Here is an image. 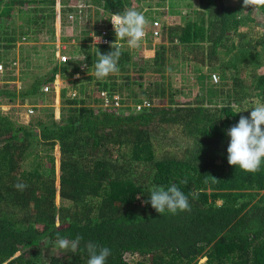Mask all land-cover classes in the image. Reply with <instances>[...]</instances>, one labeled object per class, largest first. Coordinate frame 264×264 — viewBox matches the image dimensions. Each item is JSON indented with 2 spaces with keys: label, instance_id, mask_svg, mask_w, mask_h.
I'll return each mask as SVG.
<instances>
[{
  "label": "trees",
  "instance_id": "obj_1",
  "mask_svg": "<svg viewBox=\"0 0 264 264\" xmlns=\"http://www.w3.org/2000/svg\"><path fill=\"white\" fill-rule=\"evenodd\" d=\"M79 1L83 0H61L65 12ZM86 1L91 4L89 12L98 11L101 19L88 31L91 34L108 28L112 14L140 11V6L162 7L166 2ZM196 2L194 19L187 18L184 24L163 19L157 41L149 32L156 17L146 14L149 34L141 47L131 49L126 41H117L122 52L119 72L103 80L94 75L95 63L99 52L112 51L113 32H108V45H93L91 35L79 39L80 49L71 50L66 62L48 53L40 67L50 69L39 76L30 70L31 57L22 53L27 85L0 84L1 104L4 99L21 105L28 100L39 103L42 96L46 101L52 90L45 93L44 87L53 85L58 75L80 72L84 63L92 67L93 75L87 79L93 87L87 100H78L66 94V83L59 120L45 106L46 116L21 124L0 108V264H87L89 242L111 250L106 264H264V162L254 174L229 165L226 134L241 115L250 116L249 110L237 113L246 109L247 100L253 98L250 108L264 103V8L244 9L243 0ZM56 3L0 1V63L5 73L16 68V58L11 65L5 51L19 46L29 52L39 35L56 33ZM194 4L192 0L189 6ZM19 15L23 21L16 24ZM241 28L253 30L246 41ZM147 48L149 53L143 56ZM171 56L188 63L190 72L197 71L202 85L217 73L205 75L206 68L220 70L222 79L230 70L239 76L250 65L252 86L234 74V84L212 82L207 99L179 102L172 87L167 92L156 80L143 92L151 104L138 110L142 99L133 92L134 84L142 85L148 73L164 76ZM126 87L135 101L130 108L124 106ZM102 91L119 95L121 106L98 105ZM39 144L48 149L59 146V168L52 155L49 161L26 163L29 150ZM18 182L28 187L19 191L14 187ZM172 184L188 195L190 212L160 215L152 208L151 190L161 186L167 190ZM57 233L69 240L81 236L77 251L52 250Z\"/></svg>",
  "mask_w": 264,
  "mask_h": 264
},
{
  "label": "rangeland",
  "instance_id": "obj_2",
  "mask_svg": "<svg viewBox=\"0 0 264 264\" xmlns=\"http://www.w3.org/2000/svg\"><path fill=\"white\" fill-rule=\"evenodd\" d=\"M155 0H153L154 3ZM192 2V0H166L164 5L162 7H142L140 6L139 12L144 13L146 18L148 19L146 14H149L153 17H156L161 21L163 19L165 20V23H175L180 22L184 24L188 19H194L195 13L194 11L198 9V2L195 0L194 6H189V3ZM142 7V8H141ZM165 9V10H164ZM57 10V9H56ZM165 12L164 18L161 17L163 11ZM100 17V14L98 11L91 10L87 16V18L84 20H81L80 22H77L76 24H69L65 18L62 19V16H60V19L57 18L56 24L57 29L60 32L61 37L64 39L62 40L67 45V52L68 55L73 53L71 50H79V39H83L85 37H88L92 35L91 33H88L89 30H93L95 26L100 25L98 20ZM16 24L18 22H22L23 19L20 18V15L16 17ZM73 23V22H71ZM241 33H243V39L246 41L245 38L246 35H250V33L253 35V30L251 28H241ZM59 34V33H57ZM36 34H33L35 36ZM241 35V34H240ZM248 37V36H247ZM250 37V36H249ZM248 37V38H249ZM37 41L33 44L30 43V46H35L34 48H30L29 52H26L22 50L21 47H15L14 49H11L10 51H5V59L8 63L12 65L13 58H16V62L13 64L16 68H13V72L11 73H0V81L5 82V78L9 81V84H5L8 86V88H17V85L21 86L20 88H23L27 85V82H25V76L27 72V66L25 65V62L20 61L21 55L24 53V56L31 57V64L32 67L30 70H34L36 72V75L44 74L43 72L48 71L50 68L47 67H40L42 65H45L46 58H48V53L54 52V44L58 41V36L55 34L52 35V33H43L39 35V38L36 39ZM156 41V40H154ZM249 41V39H248ZM58 43V42H57ZM247 43V42H246ZM123 47V45H122ZM147 49H144L142 52V55L145 56ZM169 51V50H168ZM170 53V52H169ZM36 54H39V57L35 60L32 57ZM139 54V53H138ZM46 56V58H45ZM78 58L82 56L81 53L76 55ZM140 56V55H138ZM30 61V60H29ZM173 65V66H172ZM169 66V69H167ZM40 67V68H39ZM191 67V66H190ZM190 67L187 64L180 63L179 60L176 58V56H171L168 64L166 66V73L164 76H159L156 74L148 73L147 78L141 80L142 85L138 83L134 84L133 86V92H136L137 98L140 99H148L147 96L143 93L146 88L149 86V82H155L156 80L159 81L161 84H163L167 92L172 87V90L175 93L176 99L180 102L183 100L193 99L196 97H203L206 98V96H210L208 93V90L210 89V84L212 83L210 80V77H208L206 80L204 79V83L202 85V78L198 75L197 71L190 72ZM194 67V65H192ZM82 68V67H81ZM173 68V69H172ZM205 75L209 76L210 72H219L220 70H213V69H204ZM78 73V74H77ZM75 73L73 76L67 75L66 77L62 75H58L56 79L57 86H56V95L52 93V96L49 97L48 95H44L46 98V101L44 97L42 96L39 100V103L43 104L44 106H47L48 108H52L49 111H54L55 119L59 120L62 115V106L64 103V97L62 96V90L64 85L66 86V94L70 98H75L78 100H87V93L90 88L93 87V81L87 79L88 76L93 75L92 67H88L86 63H84L83 68L80 72ZM252 67L246 66L243 68V70L240 71V75L238 76L237 72L234 70H230L224 75L222 74V81L223 80H230L232 84L233 83V76L234 74L238 76L241 79V82L245 84L246 86H252ZM14 78V79H10ZM7 82V81H6ZM16 86V87H15ZM169 88V89H168ZM130 88H125L122 90V95L124 98V106L125 108H130L135 101L130 96L132 95V91H130ZM51 91V90H50ZM49 91V92H50ZM73 91L76 92L75 95H73ZM139 95V96H138ZM48 98V99H47ZM94 97L88 98V100H91L92 103L94 102ZM98 98H100L98 96ZM215 97H213L214 99ZM255 99L257 97H254ZM43 99V101H41ZM207 99V98H206ZM5 101L0 103V108L3 112L6 114H9L15 121L24 124L27 121L34 120L38 118L39 116H46L47 112L43 111L44 107H36L35 112L32 115H28V112L26 111L28 109V106L26 105L29 103H33L32 100H28L25 104L21 105L19 101H13L10 102L8 99H4ZM161 101V99L153 100L155 102ZM166 103L168 101V94H166V97L163 99ZM101 102V101H99ZM97 102V104L101 105L102 103ZM94 104V103H93ZM244 106L246 109H248L250 112L252 110L253 106V98L250 100H247L245 102ZM53 117V116H52ZM51 118V117H50ZM32 154L28 155L29 160L26 161L27 164H30L32 160L39 159L40 160H46L49 161V157L52 155L56 158V165L58 168V165L60 163V148L59 146H55L52 149H48L45 145H37L29 150ZM58 179V178H57ZM58 183V182H57ZM59 196L57 197V202L59 201ZM204 261V259H202Z\"/></svg>",
  "mask_w": 264,
  "mask_h": 264
},
{
  "label": "clouds",
  "instance_id": "obj_3",
  "mask_svg": "<svg viewBox=\"0 0 264 264\" xmlns=\"http://www.w3.org/2000/svg\"><path fill=\"white\" fill-rule=\"evenodd\" d=\"M78 4L86 5L84 7L82 14L81 15L77 14V16L75 17L76 21L74 20L75 22L68 21V14L72 12L75 13L77 10L76 5ZM90 7L91 4L88 1L83 0V1H79L77 4L72 5L71 6L72 9L70 11L65 12L61 0H57L56 21L58 18V13L60 12V16H62V19L65 18L69 24H76L77 22H80L81 20L83 19L85 20L87 18ZM242 7L244 9L251 8L252 10H260L264 8V0H243ZM110 20L113 25V30L116 39L114 42L111 43L112 51L108 52L107 54H102L101 52H99L98 54L99 58L95 63V71H94V75L98 80H103L107 78L109 75H114L119 72L118 63L122 55V52L120 46L121 42H119V44L116 42L126 41V44L129 48L131 49L140 48L142 41L145 40L146 30H147L146 28L149 24V21L146 18V16L142 12H139L135 9H126L122 14H114L110 18ZM154 20H158L161 24V21L159 19L155 18ZM151 31H152V25L149 31L150 37L152 40L157 41V39H159L160 37H152ZM149 32L147 31V34H149ZM56 35L57 36L60 35V32L58 31L57 28H56ZM61 38L62 40L64 39L63 37ZM93 41H94L93 45H97L101 42V37L96 36V34H94ZM54 46H55L54 53L56 55V44H54ZM56 58H58L57 55ZM83 60L84 59L80 61ZM83 65L84 64L81 65L82 68ZM4 71L5 70L3 66V70L0 71V73L2 74ZM210 80L214 84H217L221 81V78L218 82H214L211 74ZM4 81L5 82H3V84H7V83L9 84V81L7 79H5ZM0 83H2V81H0ZM18 87L19 86L17 85V88ZM51 90L52 93L56 95V89L54 86H52ZM144 101L149 102L148 99H142V101H138V104ZM27 106L33 108L34 112L36 107H45L41 103H29V102L26 105V107ZM245 110L248 109L240 110L237 113H240L241 111H245ZM26 111L28 112V109ZM32 114L28 113V115H32ZM226 134L230 137V142L227 148V153H228L227 159L229 165L234 166L235 168L238 167L240 170L246 173L254 174L259 172L261 168V164L262 162H264V103H257L256 106L252 108L250 112V116L241 115L238 123L231 126L227 130ZM57 182L59 185V180H57ZM14 187L19 191H23L28 187V185L23 182H18L14 185ZM149 202L152 208H154L156 212L159 213L160 215L165 214L166 211L172 214H177L178 211L179 212L191 211V205L189 203L188 195H186L179 187H177L176 184H172L167 188V190H165L163 186L154 187L151 190ZM81 240L82 237L79 235H77L75 239L69 240L68 238L61 237L59 233H57V239L53 244L52 250L59 249L64 253H67L69 250H71L73 253H75L80 245ZM86 247L90 256L87 264H106L107 258L111 255V250L109 248L107 247L98 248L96 244H93L91 242H89L86 245Z\"/></svg>",
  "mask_w": 264,
  "mask_h": 264
},
{
  "label": "built area",
  "instance_id": "obj_4",
  "mask_svg": "<svg viewBox=\"0 0 264 264\" xmlns=\"http://www.w3.org/2000/svg\"><path fill=\"white\" fill-rule=\"evenodd\" d=\"M86 5L85 4H78L76 5L77 10L76 12H72L68 14V21H74L75 17L77 16V14H82L84 7ZM114 14H112L109 17L108 20V28H103L100 30L101 33H97L96 36L101 37V42L99 44H104V45H108L109 43H111V41L109 40V38L107 37L108 32H113V25L111 23L110 18L113 16ZM58 19H60V12L58 13ZM76 21V20H75ZM74 21V22H75ZM160 22L158 20H153L152 22V31H151V36L152 37H159L161 35V27H160ZM92 34V38H93ZM146 37H147V30H146ZM145 37V38H146ZM58 42V43H57ZM56 42V55L57 57L61 60L66 62L68 60V55L65 53V51L67 50V45L62 41L61 35L58 36V41ZM94 42V41H92ZM3 70V65L0 64V71ZM212 79L214 82H218L220 80V76L218 73H212ZM52 86L55 87L57 86V82H54V85H47L44 87V91L48 92L51 90ZM76 92L73 91V95H75ZM100 100L102 101V105L104 106H113V107H120L121 106V100H120V96L119 95H115V96H110L109 93L107 91H102L100 92ZM150 103L148 101H144L142 103L137 104V109L138 110H142L143 108L149 106ZM34 112L33 108L28 107V113L32 114Z\"/></svg>",
  "mask_w": 264,
  "mask_h": 264
},
{
  "label": "crops",
  "instance_id": "obj_5",
  "mask_svg": "<svg viewBox=\"0 0 264 264\" xmlns=\"http://www.w3.org/2000/svg\"><path fill=\"white\" fill-rule=\"evenodd\" d=\"M68 51V50H67ZM149 53V51H147L145 54L147 55ZM58 79V78H57ZM41 101H43V99L41 100Z\"/></svg>",
  "mask_w": 264,
  "mask_h": 264
},
{
  "label": "water",
  "instance_id": "obj_6",
  "mask_svg": "<svg viewBox=\"0 0 264 264\" xmlns=\"http://www.w3.org/2000/svg\"><path fill=\"white\" fill-rule=\"evenodd\" d=\"M1 1V0H0Z\"/></svg>",
  "mask_w": 264,
  "mask_h": 264
}]
</instances>
